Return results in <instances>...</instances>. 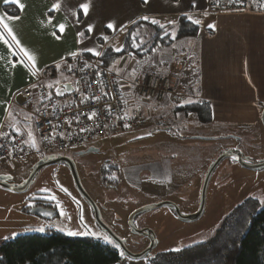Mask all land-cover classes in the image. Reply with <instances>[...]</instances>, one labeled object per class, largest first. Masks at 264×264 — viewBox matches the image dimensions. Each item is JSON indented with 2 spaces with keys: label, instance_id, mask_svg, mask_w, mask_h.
Instances as JSON below:
<instances>
[{
  "label": "rangeland",
  "instance_id": "obj_1",
  "mask_svg": "<svg viewBox=\"0 0 264 264\" xmlns=\"http://www.w3.org/2000/svg\"><path fill=\"white\" fill-rule=\"evenodd\" d=\"M135 32L140 34L138 39L148 41L144 49L136 51H148L154 29L142 24ZM115 36L118 37L111 41L102 38L96 41L98 50H103L104 45L105 50L111 52H116V47H124L125 33ZM185 46L177 47L178 53H173L172 61H169V52L170 48L175 52V42L170 47L162 46L161 52L154 57V52L142 58L129 53L115 63L113 72L135 70V75L132 72L128 77L131 81H139L143 76L141 73L150 72L174 79L172 94L161 103L144 104L133 94L129 109L137 110L139 103V111L143 112L144 118L136 128L120 129L61 155L42 150L30 130L26 137L33 152L22 159L0 164V180L10 187L19 188L38 163L58 156L68 158L74 164L82 188L95 203L100 221L132 254L142 252L148 245L144 238L127 229L126 219L133 211L169 202L179 209L182 216L196 214L200 208L205 175L220 156L237 153L244 163L264 162V130L261 125L248 129L210 126L201 124L195 114L185 116L181 111L175 112V107L190 104L185 103L190 97L193 99L187 84L196 82V57L187 55L183 50ZM154 60L166 66L164 72L151 68L145 72L142 70L147 62L152 64ZM126 75L119 76L126 78ZM176 113L180 114L179 117ZM89 149L94 151L88 152ZM107 164L118 168V173L109 179L110 187H106L100 177L101 168ZM247 199L264 204V169L248 170L232 160H223L210 176L203 212L197 219L182 222L171 209L161 207L142 213L133 220L136 229L150 230L157 243L145 260L207 242L232 210ZM39 203L50 206L51 210H47L52 213L51 218L44 219L30 213ZM41 228L44 230L39 231ZM48 232L114 245L96 224L92 208L77 192L69 171L62 163L41 169L23 193L0 187V243L21 235H44ZM68 232L77 234L69 235Z\"/></svg>",
  "mask_w": 264,
  "mask_h": 264
},
{
  "label": "crops",
  "instance_id": "obj_2",
  "mask_svg": "<svg viewBox=\"0 0 264 264\" xmlns=\"http://www.w3.org/2000/svg\"><path fill=\"white\" fill-rule=\"evenodd\" d=\"M57 2H60L61 8L50 11ZM20 3L25 5L22 10L13 4L5 5L4 0H0V16H11L5 7L17 9L18 14L12 17L18 16L19 19L5 22L10 24L20 43L35 55L38 72L48 65L66 60L73 52L98 57L84 50L92 48L103 52L105 45L103 50H98L96 41L101 38L104 41L115 39L119 36L116 34L125 33L130 25L143 20L142 17L159 20L172 30L173 25L168 21H175L176 29L180 17L189 22V16L199 19V25L191 22L198 28L197 36L175 42V52L170 48L169 61H172L173 53L176 54L181 44H186L183 50L187 55L196 57V82L188 83L187 87H190L193 99L210 104V126L248 129L261 125L264 106V14L215 13L209 10L207 0H148L147 3L145 0H20ZM83 3L89 5L87 15L80 8ZM109 23L114 29L106 27ZM61 24L65 26L63 32L58 28ZM209 24H214L215 29L209 28ZM89 25L92 26L91 32L88 31ZM78 33L83 35L78 36ZM161 48L154 52L153 57L161 52ZM18 55L23 54L18 52ZM17 58L0 42V130L26 136L28 131H33V119L31 113L21 106L22 98L16 95L23 88L32 87L35 76L31 75L30 64L17 63ZM150 68L164 72L166 66L154 60L152 64L147 62L142 70L145 72ZM119 71L120 75L127 74L126 78L121 76L123 79L132 82L128 79L132 70ZM27 143L31 147V143ZM116 264H146V261L124 257Z\"/></svg>",
  "mask_w": 264,
  "mask_h": 264
},
{
  "label": "built area",
  "instance_id": "obj_3",
  "mask_svg": "<svg viewBox=\"0 0 264 264\" xmlns=\"http://www.w3.org/2000/svg\"><path fill=\"white\" fill-rule=\"evenodd\" d=\"M207 4L209 10L215 13L264 14V0H239V2L207 0ZM85 62L91 67L80 71ZM68 66H71V72L67 70ZM108 69L109 67H106L99 57L82 54L76 57L70 56L60 63L44 67L35 75L33 84L35 87L32 85L17 93L16 96L22 98L23 109L32 115V129L42 150L59 155L70 153L120 129H127L124 127L125 123L130 125L128 128H136L144 118L143 112L129 109V101L133 94L137 101L146 104L161 103L173 92L172 76L153 72L141 73L143 76L139 81L134 80L129 83L115 72H109ZM97 72L101 73L100 80L105 85L102 89L95 83ZM76 81H79V84ZM49 84L52 85L51 88L48 87ZM66 85L70 87V92L56 95L57 89L64 91ZM129 85L132 87L128 88ZM103 92H107L108 95L103 96ZM81 93L84 94L83 102H81ZM49 94H51L50 99ZM94 96L101 99L96 101L92 99ZM125 100H127L126 105ZM108 105L111 106V115L108 113ZM93 111L97 116L90 120L88 114ZM126 111L130 113L131 118L120 119L119 117L124 116ZM82 128L88 131L81 132ZM32 152L25 135L0 130V164L22 159Z\"/></svg>",
  "mask_w": 264,
  "mask_h": 264
},
{
  "label": "trees",
  "instance_id": "obj_4",
  "mask_svg": "<svg viewBox=\"0 0 264 264\" xmlns=\"http://www.w3.org/2000/svg\"><path fill=\"white\" fill-rule=\"evenodd\" d=\"M5 11L11 16L18 14L14 7H5ZM142 24L150 25L154 35L148 51L137 52L138 49L132 47L130 36ZM166 29L172 31V28ZM175 33L173 40L165 36L158 25L138 20L125 31L124 51L104 49L99 59L110 67L129 53L142 58L153 52L152 47H170L174 42L195 38L198 28L185 17H180ZM180 111L185 116L195 114L201 124L211 122V107L205 101L175 107V112ZM122 258L120 250L114 245H105L91 238L68 237L57 232L21 235L0 243V264H116ZM145 261L146 264H264V204L247 199L232 210L207 242Z\"/></svg>",
  "mask_w": 264,
  "mask_h": 264
},
{
  "label": "water",
  "instance_id": "obj_5",
  "mask_svg": "<svg viewBox=\"0 0 264 264\" xmlns=\"http://www.w3.org/2000/svg\"><path fill=\"white\" fill-rule=\"evenodd\" d=\"M63 92H70V87L67 85V87L64 89ZM260 123H261L262 127L264 128V110L262 111L261 116H260ZM92 151H93V149H89L88 152H92ZM225 159L232 160V161L236 162L239 166H241L245 169H248V170L257 171V170L264 169V162L250 165V164L244 163L240 159L238 154H235V153L223 154L209 167V170L207 171V174L205 175L203 186H202V191H201L200 208L196 214L191 215V216H182L179 212V209L174 204L169 203V202H162V203H159L156 205L142 207V208H139V209L133 211L127 219V226L130 228L131 233H133L134 235L144 234V235H146V237L150 241L149 246L145 250H143L142 252H140L138 254H132L129 251H127L123 245V242L120 241L115 235H113V233L100 221L98 209H97L95 203L92 201V199L87 195V193L82 188L80 181H79V178H78V175H77V172L74 168V165H73L72 161L69 160L68 158L58 156V157L52 158L46 162L38 163L37 166L35 167L34 171L32 172V174L30 175V177L27 179V181L24 183V185L22 187H19V188L10 187V186L4 184L1 180H0V187L7 190V191H12L14 193H23L27 190V188L31 184L32 180L34 179V177L37 175V173L41 169H43L47 166L55 165V164H59V163L67 165V167L69 168L75 189L80 194V196L92 208L93 213H94V218H95V221H96V224L98 225V227L108 235V237L111 239L113 244L119 248L120 252L122 253V255L124 257H127L131 260H145L146 257L148 256V254L153 249L156 248L157 243H156V240L154 239V236L150 230H148V229H143V230L136 229L133 225V219L142 213H145V212H148L151 210H155V209H158L161 207H167V208L171 209L175 213L177 219H179L182 222H187V221H190L192 219L193 220L197 219L199 216H201V214L203 212L205 192H206V188H207V184H208V181L210 179V176L213 173V171L216 169V167ZM30 213L33 215H37L39 217H42L44 219L51 218V216H52V213L50 211H47V210L42 209V208H34V209L30 210Z\"/></svg>",
  "mask_w": 264,
  "mask_h": 264
},
{
  "label": "snow or ice",
  "instance_id": "obj_6",
  "mask_svg": "<svg viewBox=\"0 0 264 264\" xmlns=\"http://www.w3.org/2000/svg\"><path fill=\"white\" fill-rule=\"evenodd\" d=\"M148 0H145V3H147ZM234 2H239V0H234ZM4 4L5 5H8V4H13V5H16L18 8H20L21 10L25 7L24 4L20 3V0H4ZM193 7H195V4H193ZM61 8V4L60 2H57V3H54L52 9H50V11H55V10H58ZM80 8L83 10V13L85 15H87L88 13V9H89V5L88 3H83L80 5ZM75 14V13H74ZM205 15H207V13H205ZM15 19H19V17H12V16H0V42H3L8 48L9 50L12 52V55L14 56H17V63H25L26 66H29L30 64V72H31V75L35 76L38 72V69L36 68V57L34 54L30 53L28 49H26L21 43L20 41L18 40L17 36L15 35L12 27L10 26L9 23L5 22L6 20H15ZM143 20L145 21H148L149 23L153 24V25H158L160 29L164 30V35L165 36H169L171 39H175L176 38V33H175V28H174V25H175V21H168L169 24L173 25V30L171 32L167 31L166 29V25L164 23H161L159 20H156V19H151L149 20L148 17H142ZM188 19L193 23V24H196V25H199L201 23V21L199 19H194L193 17L189 16ZM107 28L109 29H114V26L112 23H109L107 26ZM209 28L211 29H215V25L214 24H209L208 25ZM59 28V31L60 32H63L64 31V28L65 26L63 24L59 25L58 26ZM123 30V29H121ZM88 31L91 32L92 31V26L89 25L88 26ZM55 35V33H54ZM83 33H78V36H82ZM140 36L139 32H135V33H132L131 34V39H132V47L134 48H137L138 50H141V49H144V46L148 43V41H146L145 39L143 38H139L138 37ZM10 37V39H9ZM161 39H163V37H161ZM105 40H107V37H105ZM80 41H78L79 43ZM18 50L19 53L23 54L22 56H19L18 55V52L16 51ZM116 52H122L124 51V48L121 46V47H116L114 49ZM151 50L153 52H155L157 50L156 47H152ZM84 51H88V52H91L92 55L94 56H101L103 55L102 52L100 51H97L95 49H92V48H89V49H85ZM78 54L76 52H73L72 53V56L73 57H76ZM119 61H116L114 62L113 64V67L112 68H109L108 71L109 72H112L113 70H115V63H118ZM13 67H15V64H13ZM91 67L90 64H88V62H85L83 64V66L81 67L80 71H83L84 69L86 68H89ZM67 70L69 72L72 71V68L71 66H68ZM117 76L120 75L119 71L116 72ZM97 79L95 81V83L99 84L100 85V88H104L105 85L101 82L100 80V76H101V73L100 72H97L95 73ZM133 75H135V70H133ZM77 84H79V81H76ZM87 83V82H86ZM90 86V85H89ZM33 87H35V85H33ZM49 88L52 87L51 84L48 85ZM67 87V85L65 86V88ZM129 87H132L131 85H129ZM77 91H79V88H77ZM63 94V90L61 89H57L56 91V95H62ZM103 96H107L108 93L107 92H103L102 93ZM81 96H82V101L83 102V97H84V94L81 93ZM49 99L51 98V94H49ZM92 99H95L96 101H99L101 99V97H92ZM125 102V105L127 104V100L124 101ZM193 99L190 97L187 101H185V103H193ZM37 111H39V109H37ZM137 111H139V103L137 105ZM108 113L109 115H111V106L108 105ZM191 113H189L190 115ZM179 113H176V116L179 117ZM97 116V113L95 111L91 112L90 114H88V119H93L94 117ZM28 119H31V117H27ZM120 119H130L131 118V115L129 112H125L124 116L122 117H119ZM105 127H107V125H105ZM124 127L125 128H128L130 127V125L128 123H125L124 124ZM85 131H88V129L86 128H82L81 129V132H85ZM148 135H151V133H148ZM29 138L32 139V134L31 132H29ZM45 139H47V137H45ZM33 146H35V143H34V140H33ZM54 199V197H53ZM39 231H43L44 229L41 228V229H38ZM69 235H76L77 233H73V232H68ZM105 239H107L105 237ZM110 242V241H109ZM178 250V249H177Z\"/></svg>",
  "mask_w": 264,
  "mask_h": 264
},
{
  "label": "flooded vegetation",
  "instance_id": "obj_7",
  "mask_svg": "<svg viewBox=\"0 0 264 264\" xmlns=\"http://www.w3.org/2000/svg\"><path fill=\"white\" fill-rule=\"evenodd\" d=\"M264 110V106H263V108H262V111ZM261 124V123H260ZM262 126V125H261ZM263 128V127H262ZM264 129V128H263ZM89 151V150H88ZM94 151V150H93ZM73 163V162H72ZM65 165V164H64ZM74 165V164H73ZM65 167L67 168V170L69 171V168L67 167V165H65ZM75 168V167H74ZM113 168V169H112ZM69 173H70V171H69ZM118 173V168L117 167H115V166H108V164L107 165H104L102 168H101V170H100V177H101V181H102V183L104 184H106V187H110V183H109V179H111V177L113 176V174L115 175V174H117ZM71 175V174H70ZM72 178V177H71ZM73 181V180H72ZM112 181V180H111ZM74 184V183H73ZM75 187V186H74ZM35 208H42V209H45V210H47V209H49V210H51V208L50 207H47L46 205H43V204H41V203H39V204H37L36 205V207ZM48 211V210H47ZM175 214V213H174ZM129 217V216H128ZM137 217V216H136ZM135 217V218H136ZM134 218V219H135ZM128 219V218H127ZM126 219V220H127ZM133 219V220H134ZM127 229L130 231V228L127 226ZM104 232V231H103ZM105 233V232H104ZM105 236L111 241V239L108 237V235L105 233ZM136 236H139V237H142V238H144L146 241H147V243H148V245H147V247L149 246V243H150V241L148 240V238L146 237V235H144V234H139V235H136ZM112 242V241H111ZM113 243V242H112ZM115 246V245H114ZM116 247V246H115ZM146 247V248H147ZM118 248V247H117ZM146 248H144L143 250H145ZM119 249V248H118Z\"/></svg>",
  "mask_w": 264,
  "mask_h": 264
}]
</instances>
